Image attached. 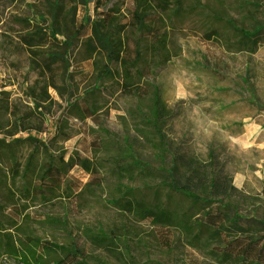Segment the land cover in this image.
<instances>
[{
    "label": "trees",
    "instance_id": "16d2710c",
    "mask_svg": "<svg viewBox=\"0 0 264 264\" xmlns=\"http://www.w3.org/2000/svg\"><path fill=\"white\" fill-rule=\"evenodd\" d=\"M92 1L0 0V73L5 68L8 75L15 66L9 58L25 53L32 76L24 84L23 100H10L0 86V256L19 264H157L138 263L123 235L102 228L77 227L82 242L68 238L70 246L32 233L33 225L54 227L53 219L39 209L53 208L59 199L69 200L79 192L80 181L70 176L74 169L91 177L106 169L117 182L142 183V189L124 188L109 201L117 212L164 234L177 233L190 250L215 264H264V214H242L238 206L244 200L228 178L218 181L208 174L193 180L175 175L173 166L152 168L127 147L123 152L102 129L97 139L82 140L77 146L82 148L73 151L56 146V132L45 141L38 137L45 132L48 109L54 105L63 107L62 115L65 110L101 127L98 112L105 105L96 94L100 84L112 81L123 96H140L133 82L140 63L147 55L150 70L169 61L166 20L168 15L183 19L186 11L184 0H110L99 10L92 8ZM236 13L242 22L264 19V9L254 4L237 7ZM226 25L235 39L211 25L204 39L227 51L255 53L264 23L251 25V30L228 21ZM71 41L85 46L82 60L91 67L95 84L79 99L72 93ZM168 117L155 92L145 123L160 142V125ZM56 131L61 133L58 126ZM19 133L27 136L16 138ZM102 150L113 154L104 161L92 156ZM236 194L237 203L226 201ZM261 194L264 197V188ZM35 207L37 211L30 210ZM55 224L66 229L61 221Z\"/></svg>",
    "mask_w": 264,
    "mask_h": 264
},
{
    "label": "rangeland",
    "instance_id": "374dc122",
    "mask_svg": "<svg viewBox=\"0 0 264 264\" xmlns=\"http://www.w3.org/2000/svg\"><path fill=\"white\" fill-rule=\"evenodd\" d=\"M109 1L93 0L92 8L99 10ZM244 4L264 9V0H184V18L168 15L166 20L169 61L149 70V58L145 55L144 62L136 71L133 82L139 86L140 96H123L112 81L100 84L96 94L105 105L98 112L101 127L91 120L79 121L65 110L62 115L63 107L54 105L48 109L45 132L38 137L45 141L56 132V146L73 151L82 148L77 147L82 140L90 142L97 139L102 129L115 145L123 148V152L127 147L135 158L152 168L169 169L173 166L175 175L193 180L208 174L218 181L228 178L244 200L238 206L241 213L255 212L262 216L264 33L258 37L255 53L227 51L220 43L207 42L203 37L208 25L214 26L222 36L226 34L235 39L237 36L226 25L227 21L247 30H251V25L264 23V19L242 22L236 9ZM193 8L198 10L192 11ZM71 42L72 93L74 99H79L83 92L93 90L95 84L91 67L82 60L85 46L81 41ZM9 60L15 66L8 69V75L2 68L0 86H4L10 100H23L24 84L32 77L27 68L26 54ZM155 92L169 116L160 125L161 142L145 123ZM57 126L61 133L56 131ZM30 135L37 136L34 132ZM26 136L19 133L16 138ZM91 147L100 148L92 144ZM111 154L107 150L92 152V156L101 161ZM48 162L46 158L44 163ZM55 173L52 167L51 176ZM70 176L80 181L77 195L69 200L59 199L61 201L53 208L30 209L38 210L54 221L52 228L33 225L32 233L37 237L70 246L73 243L68 238L82 242L77 227L102 228L123 235L138 263L215 264L199 252L190 250L177 233L174 235L167 231L164 234L159 228H151L117 212L109 204L111 199L120 196L119 191L124 188L142 189L139 181L117 182L106 169H101L98 177L88 176L78 169H74ZM237 194L226 201L237 203ZM56 221H61L66 229L55 226ZM91 253L100 254L94 250ZM0 264L19 263L0 256Z\"/></svg>",
    "mask_w": 264,
    "mask_h": 264
}]
</instances>
